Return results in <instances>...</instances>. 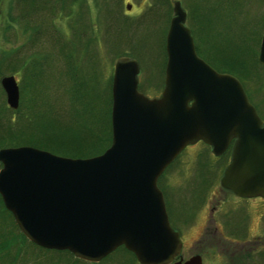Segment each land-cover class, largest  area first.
Wrapping results in <instances>:
<instances>
[{"label":"water","instance_id":"95a60500","mask_svg":"<svg viewBox=\"0 0 264 264\" xmlns=\"http://www.w3.org/2000/svg\"><path fill=\"white\" fill-rule=\"evenodd\" d=\"M186 19L174 0L158 96L139 90L137 59L117 58L112 140L102 153L74 158L31 145L0 148V196L28 240L92 263L124 246L140 264H203L200 254H181L158 186L167 166L199 140L217 156L232 144L223 187L264 198V121L239 78L198 55ZM258 60L264 66V34ZM0 83L17 109L16 77L2 75Z\"/></svg>","mask_w":264,"mask_h":264},{"label":"rangeland","instance_id":"374dc122","mask_svg":"<svg viewBox=\"0 0 264 264\" xmlns=\"http://www.w3.org/2000/svg\"><path fill=\"white\" fill-rule=\"evenodd\" d=\"M16 1L0 0V56L4 55L3 51L7 53L5 60L0 61V70L4 72L2 75L16 77L20 88L19 107L23 95L34 96L38 97L36 109L48 113L59 110L68 117L64 113L67 106L62 96L71 92L70 86L79 88L81 83L84 84V92L99 95L103 102L98 104L107 107L109 81L112 88L115 62L122 55L138 60V88L142 93L150 97L161 93L167 61L166 35L173 16L174 0ZM180 1L187 12L189 27L194 26L192 12L195 6L204 19H209L205 20L211 26L208 30L209 26L205 25L206 38L225 52H231L237 46L252 48L258 59L264 34V0ZM9 22L14 27H8ZM62 48L73 55L69 65ZM34 62L35 67L32 66ZM257 67L260 76L264 77L261 67ZM9 68L12 73L8 72ZM32 74L38 82L27 91L28 76ZM70 75H74L77 81H71ZM255 79L251 78L247 83L253 99L257 101L264 98V88L258 89ZM3 102L7 104L6 93L0 83V104ZM67 104L69 106V101ZM260 107L264 113V106ZM21 110H24L23 105ZM230 152L231 148L222 156H216L211 146L199 140L186 146L167 166L158 184L164 192L172 224L179 221L180 212L189 216L200 207L210 177L215 176L213 187L219 184L218 179L229 161ZM198 222L202 224L201 219ZM197 225L185 237L184 259L200 253L203 264H264V242L258 254H246L235 251L238 247L235 242L221 245L211 236L203 239ZM259 232L264 238V215ZM22 249L32 252L27 264H36L40 259L44 261L47 256L52 257V264L54 261L55 264H65L57 253L40 252L31 246ZM109 255L97 263L86 261L89 263L76 264H140L121 250Z\"/></svg>","mask_w":264,"mask_h":264},{"label":"trees","instance_id":"16d2710c","mask_svg":"<svg viewBox=\"0 0 264 264\" xmlns=\"http://www.w3.org/2000/svg\"><path fill=\"white\" fill-rule=\"evenodd\" d=\"M19 17H22V15ZM192 18L194 26L192 25V28H190L195 37L197 53L218 71L228 72L238 77L251 103L254 104L259 115L264 120V113L260 107L261 105L264 106V98L255 101L251 88L247 83L249 79L256 78L257 88H264V77L260 76L261 72H259L257 66L261 67L263 72L264 67L259 63L256 52L253 53V49L248 47L243 49L242 46L235 47L231 52H225L218 44L205 37V25L209 26L207 27L208 30L211 29V26L205 21H209V19L206 17L204 19L195 6H193ZM13 22H15V19ZM7 26L14 27V24L9 22ZM61 52L67 65H69L72 62L73 55L65 52L63 48ZM3 54L0 56V61L6 58L7 53L3 51ZM35 65V62L32 63L33 67ZM8 72H11L10 68ZM3 73L0 70V75ZM32 75L28 76L27 91L32 87L34 88L38 82L37 78L34 77L35 74ZM70 80L77 81V78L74 75H70ZM109 84L110 96L108 97L107 107H102L98 104L103 102L99 95L84 92L83 83H81L79 88L70 86L69 90L71 92L65 95V98L62 96V99L66 100L67 106L66 109L64 108V113L68 117H65L59 110L48 113V111L36 109V106L38 107V97L34 96L23 95L22 103L16 110L10 109L3 102L0 104V148L31 145L58 155L74 158H86L102 153L110 146L112 140L111 80ZM68 101L69 106L67 104ZM22 105L24 110H21ZM60 126L64 129L61 130ZM26 246L34 247L40 252L57 253L58 258L60 257L65 264L89 263L77 258L68 250L45 249L29 241L21 232L12 213L5 208L0 196V264H27L30 257L29 254L32 252L30 251L29 253V251L22 249ZM120 250L129 254L131 260L137 261L135 255L124 246L118 247L115 251ZM36 264H52V257L47 256L44 261L40 259Z\"/></svg>","mask_w":264,"mask_h":264},{"label":"flooded vegetation","instance_id":"af4514ba","mask_svg":"<svg viewBox=\"0 0 264 264\" xmlns=\"http://www.w3.org/2000/svg\"><path fill=\"white\" fill-rule=\"evenodd\" d=\"M210 178L211 180L205 185L206 189L204 188L202 203L195 212L189 216H183L180 212L179 221L175 225L169 217L171 226L179 233L182 249L185 246L186 235L191 234L198 224V233L204 236L203 239L211 236L212 240L221 245L225 242H235L234 245L238 246L235 251L251 255L253 252L258 254V249L264 242V238L259 235L264 215V198L258 195L240 196L236 194L221 185V176L218 179L219 184L213 187L215 176ZM164 199L166 200L165 196ZM199 219L202 220V224L198 222ZM193 221L194 224H191Z\"/></svg>","mask_w":264,"mask_h":264}]
</instances>
